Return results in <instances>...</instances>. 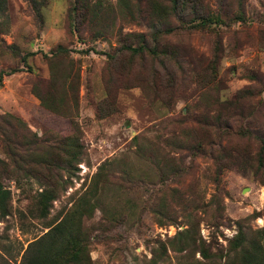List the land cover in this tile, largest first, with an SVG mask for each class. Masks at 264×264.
<instances>
[{
	"label": "rangeland",
	"instance_id": "obj_1",
	"mask_svg": "<svg viewBox=\"0 0 264 264\" xmlns=\"http://www.w3.org/2000/svg\"><path fill=\"white\" fill-rule=\"evenodd\" d=\"M201 1L215 10V0ZM260 2L244 0L242 22L218 25L222 52L215 75L200 81L195 73L204 72L215 35L209 29L182 30L171 14L164 24L173 32L157 41L174 52L175 60L160 65L146 55L136 60L119 52L117 39L134 45L137 34L153 30L144 0H131V16L119 0H5L0 187L8 198L0 214V264H25L28 243L33 246L89 188L102 163L92 212L80 218L91 264H151L159 246L155 264H197L203 261L198 251H178L170 242L187 227L221 264L236 256L228 243L239 225L259 234L264 264V175L253 172L252 148L221 141L226 158L215 191L209 142L224 125L211 121L205 128L200 116L210 120L220 101L243 86L259 90L254 99L264 98ZM83 3L91 9L80 12ZM34 89L51 97L47 106ZM260 123L264 126V120ZM68 134L77 135L83 154L72 175L61 173L65 187L40 217L35 195L46 181L36 171L22 175L19 165L32 144L47 154L56 138ZM213 194L216 203L209 204Z\"/></svg>",
	"mask_w": 264,
	"mask_h": 264
},
{
	"label": "trees",
	"instance_id": "obj_2",
	"mask_svg": "<svg viewBox=\"0 0 264 264\" xmlns=\"http://www.w3.org/2000/svg\"><path fill=\"white\" fill-rule=\"evenodd\" d=\"M137 3L138 0H132ZM244 0H215V10L211 11L203 4L201 0H144L147 8L153 30L148 33L137 34L139 38L133 43L126 40L117 39L119 44V52H127L132 57L140 58L146 55L151 60H156L160 65L168 59L175 60L174 52H172L166 44H159L157 38L163 33H172L171 27H166L164 21L166 15L171 14L175 17L178 28L194 32L197 30H210L215 35L211 47L209 49V57L207 65L203 68L204 72L195 73V79L200 81L208 76H214L218 58L221 56L222 44L221 37L218 36V25L226 24L229 21L244 20ZM122 10L128 16H131V0H119ZM166 3L167 5H165ZM5 0H0V13L5 6ZM264 10V0L260 2ZM91 9L90 5L81 4L79 9ZM158 21V25L154 26L153 22ZM148 34V35H147ZM58 47V50H61ZM250 79H254V74L249 75ZM151 88L156 93L157 88L151 84ZM34 95L38 98L40 104L46 105L51 100L47 94H40L36 89L33 90ZM260 93L259 90L254 91L251 86H243L237 89L232 95L220 101L216 114L210 120L204 114L202 123L209 128L213 123L224 125L223 129L217 127L214 130V142H209L211 151V160L213 162L214 173L212 182L214 190L218 191L221 172V166L226 158V144H242L252 148V164L255 174L264 175V126L260 120H264V98L254 99ZM229 120L235 124V129L230 127ZM212 121V122H211ZM210 122L209 124H207ZM1 130V128H0ZM207 131V129H206ZM37 138L33 134V140ZM223 143H222V142ZM197 144V143H195ZM35 144H32L31 154L25 156V164L19 165L21 174L29 176L31 171H36L38 176L43 177L46 186L38 191L35 195V206L40 217L47 214L51 202L57 197L58 190L65 187L67 179H61V173H67L68 176L73 174L76 169V163L83 154V144L77 135L68 134L58 137L50 145L49 152L42 154L34 151ZM194 145V144H193ZM193 145H188V149ZM36 152V153H35ZM21 166V167H20ZM15 169L18 168L15 166ZM104 164H100L97 171L92 175V182L89 188L76 198L70 208L66 210L63 216L56 220L49 229L38 239L33 241V246L28 243L26 250L30 251L25 259V264H91L86 249L87 236L81 230L80 218L82 215L89 216L93 209L91 198L96 191L97 182L101 176ZM170 173H176V170H170ZM8 198V190L0 187V214L6 212L4 200ZM217 195L213 194L209 204H215ZM184 210V208L182 209ZM159 213L157 211L156 218ZM158 219V218H157ZM166 222H171V217H166ZM259 234H254L249 230L243 229V226L237 228L233 237L229 240L228 248L235 257L224 260L221 264H262L263 256L261 252ZM172 246L178 251L191 248L199 252L203 261L197 264H216L213 256L205 248L202 241L196 240L193 232L187 227L177 231L172 239ZM175 244V245H173ZM32 246V247H31ZM31 248V250H29ZM150 259L151 264H155L154 258L161 256L162 246L153 251Z\"/></svg>",
	"mask_w": 264,
	"mask_h": 264
}]
</instances>
